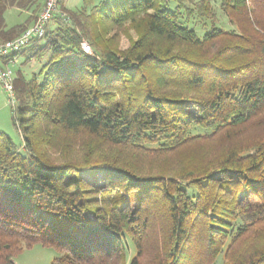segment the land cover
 I'll use <instances>...</instances> for the list:
<instances>
[{
    "label": "trees",
    "instance_id": "16d2710c",
    "mask_svg": "<svg viewBox=\"0 0 264 264\" xmlns=\"http://www.w3.org/2000/svg\"><path fill=\"white\" fill-rule=\"evenodd\" d=\"M44 1L0 0V42L36 19L7 27L8 8ZM60 9L14 55L45 61L15 77L23 149L0 130V264L37 243L54 264H264V0H220L234 29L211 0Z\"/></svg>",
    "mask_w": 264,
    "mask_h": 264
},
{
    "label": "rangeland",
    "instance_id": "374dc122",
    "mask_svg": "<svg viewBox=\"0 0 264 264\" xmlns=\"http://www.w3.org/2000/svg\"><path fill=\"white\" fill-rule=\"evenodd\" d=\"M211 1L215 11L216 18L218 19V21H216L214 24H216V26L223 29H234L235 26L229 22L228 18L224 14H222V11L220 9V0H211ZM62 5L68 10H76L84 5V0H64V2H62ZM37 13L36 14L33 13L35 14V16H33V14H29V12L25 10H21L16 7H10L5 12L6 23L9 25L16 23L19 24L25 19V17H27L28 14H29V19L32 18V20H34L38 15ZM205 20L207 19L199 16L198 14L189 16L185 10H182V21L186 23L189 27L195 28L197 33H200L201 35L204 33L205 29L208 28L205 27V25H203ZM135 38L136 35L134 31H129V33H125V32L118 33V37L116 39L117 51L125 50L130 45V42ZM44 61L45 58L43 59L33 58L32 60L26 62L25 56L19 55L17 56L16 61L10 63V67L14 71L15 75H17V73L21 71L26 77H31L34 72H37L40 69ZM12 105L18 106L19 104L11 102L8 92L3 88L0 82V130L7 132L13 138L17 147L20 150H22L23 137L21 131L16 127L14 123L13 120L14 112ZM193 133L195 134L204 133V131L202 129H197L194 130ZM82 153H84L83 150L81 154ZM117 153L119 155H122V153L119 152V150L117 151ZM94 168L98 169L100 168V166H95ZM81 171L84 177L88 179L92 178L91 177L92 173L89 171V169L86 168V169H82ZM100 171L101 170H99V175L97 174L98 177H97L96 186H101L104 184L103 174H101ZM190 191L192 193L196 192L194 188H191ZM58 257H60V254L57 251H55L52 248L45 247L40 243H37L32 248L25 249L17 257H15V262L17 264H54L55 259ZM223 261H224V253H221L215 264H222Z\"/></svg>",
    "mask_w": 264,
    "mask_h": 264
},
{
    "label": "built area",
    "instance_id": "2783aa9c",
    "mask_svg": "<svg viewBox=\"0 0 264 264\" xmlns=\"http://www.w3.org/2000/svg\"><path fill=\"white\" fill-rule=\"evenodd\" d=\"M59 2L60 0H45L36 21L30 27L18 37L0 42V82L8 92L12 103H17L14 89L16 75L10 67V63L16 61L17 57L14 56L16 53L33 40L45 36L49 22L59 11ZM63 15L65 16V13ZM82 47L85 51H91L87 41L82 42Z\"/></svg>",
    "mask_w": 264,
    "mask_h": 264
},
{
    "label": "crops",
    "instance_id": "0c3cea01",
    "mask_svg": "<svg viewBox=\"0 0 264 264\" xmlns=\"http://www.w3.org/2000/svg\"><path fill=\"white\" fill-rule=\"evenodd\" d=\"M62 2H64V0H62ZM28 12V11H27ZM30 14V13H29ZM29 14L27 15V17H25V19L22 21V22H20V23H23V22H28V24L30 25L32 22H33V20H32V18L30 19V21H27L28 19H29ZM7 24V23H6ZM16 24H18V23H16ZM13 25H15V24H11V25H9V24H7V27H11V26H13Z\"/></svg>",
    "mask_w": 264,
    "mask_h": 264
},
{
    "label": "bare ground",
    "instance_id": "6f19581e",
    "mask_svg": "<svg viewBox=\"0 0 264 264\" xmlns=\"http://www.w3.org/2000/svg\"><path fill=\"white\" fill-rule=\"evenodd\" d=\"M60 1H61V0H60ZM40 10H41V9H40ZM40 10H39V12H40ZM59 11H60V2H59ZM59 11H58V12H59ZM39 12H38V14H39ZM37 17H38V15H37ZM37 17H36V19H37ZM36 19L34 20V22L36 21ZM51 21H52V20H51ZM51 21L49 22V24L51 23ZM34 22H33V23H34ZM49 24H48V26H49ZM31 25H32V24H31ZM31 25H30V26H31ZM30 26H29V27H30ZM48 26H47V29H48ZM25 30H26V29H25ZM23 32H24V31H23ZM23 32H22V33H23ZM46 33H47V31H46ZM45 35H46V34H45ZM17 37H18V36H17ZM15 38H16V37H15ZM42 38H43V37H42ZM13 39H14V38H13ZM90 47H91V45H90ZM86 52H88V53L91 54V53L93 52L92 47H91V51H90V52H89V51H86Z\"/></svg>",
    "mask_w": 264,
    "mask_h": 264
}]
</instances>
